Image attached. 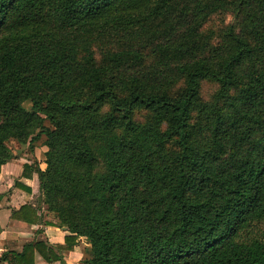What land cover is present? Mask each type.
Instances as JSON below:
<instances>
[{
  "label": "trees",
  "instance_id": "16d2710c",
  "mask_svg": "<svg viewBox=\"0 0 264 264\" xmlns=\"http://www.w3.org/2000/svg\"><path fill=\"white\" fill-rule=\"evenodd\" d=\"M43 134L8 264H264V0H0V173Z\"/></svg>",
  "mask_w": 264,
  "mask_h": 264
},
{
  "label": "crops",
  "instance_id": "0c3cea01",
  "mask_svg": "<svg viewBox=\"0 0 264 264\" xmlns=\"http://www.w3.org/2000/svg\"><path fill=\"white\" fill-rule=\"evenodd\" d=\"M13 152L16 154V157L3 164L0 173V264H8L6 260L1 259L3 252L21 250L26 242L34 238L46 239L51 244L63 243L64 237L68 233L65 226L46 225L44 223L30 224L11 217L12 208H19L23 203H30L36 207L39 203L36 190V187L40 189L38 175L33 171L31 177H23V164L39 161L40 166L45 168L43 160L25 158V156L14 150ZM33 157L37 156L34 155ZM16 180L29 186L31 191L16 187L14 185ZM41 208V211H43V207ZM45 219H47V216H45ZM78 240L79 243L74 250L61 251L65 264H79L84 257L87 242L84 240V237H79ZM80 243H83L84 246L80 245ZM34 262L35 264H60V261H55L54 263L46 262L39 253L35 254Z\"/></svg>",
  "mask_w": 264,
  "mask_h": 264
},
{
  "label": "rangeland",
  "instance_id": "374dc122",
  "mask_svg": "<svg viewBox=\"0 0 264 264\" xmlns=\"http://www.w3.org/2000/svg\"><path fill=\"white\" fill-rule=\"evenodd\" d=\"M231 19V16H228L227 17V20H230ZM213 84L210 83V82H207L204 84V87H203V95L204 96H209V94H211L212 90H213ZM46 139V135H41V137L39 139H37L36 141H34L33 143L29 144L28 140L25 142V143H18L14 140H9L8 141V144L9 146L17 153L25 156V158H29V159H40V160H44L45 158V154H44V150L47 148L46 145L44 144V141ZM34 155H36L37 157H33ZM36 190H37V197L39 198V201L40 200V195L39 193H41V190L38 189L36 187ZM38 201V199H37ZM38 201V202H39ZM41 203V202H40ZM46 214L45 216H47V219H53L54 221H56L55 217H54V212H49L47 210H45ZM262 227V230L264 232V226H261ZM80 245L84 246V244L80 243ZM86 255V253L84 254Z\"/></svg>",
  "mask_w": 264,
  "mask_h": 264
}]
</instances>
